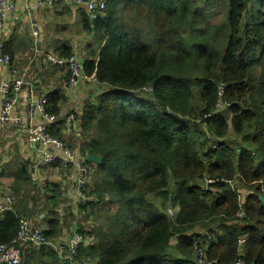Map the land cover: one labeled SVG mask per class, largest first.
Segmentation results:
<instances>
[{
  "label": "trees",
  "instance_id": "obj_1",
  "mask_svg": "<svg viewBox=\"0 0 264 264\" xmlns=\"http://www.w3.org/2000/svg\"><path fill=\"white\" fill-rule=\"evenodd\" d=\"M84 14L99 33L84 70L106 86L77 115L80 153L102 157L87 160L85 208L99 226L68 259L35 246L50 258L42 264H200V249L211 264H264V0H109L95 22ZM47 99L63 124L66 96ZM28 169L14 180L31 182ZM19 216L31 212L0 216V244ZM60 223L43 231L49 240Z\"/></svg>",
  "mask_w": 264,
  "mask_h": 264
},
{
  "label": "crops",
  "instance_id": "obj_2",
  "mask_svg": "<svg viewBox=\"0 0 264 264\" xmlns=\"http://www.w3.org/2000/svg\"><path fill=\"white\" fill-rule=\"evenodd\" d=\"M39 2L42 5H39ZM15 3L16 15L10 13L0 28V41L5 43L6 52L12 56L9 67L0 64V82L23 77V86L18 94L15 111L27 118L29 106L37 98L55 92L64 94L66 96V102L62 105L64 122L55 125L54 129L62 140L71 143V147L76 151L82 152L87 137L82 135L83 131H68L66 114L69 112L81 114L85 103L95 102L106 86L97 81L88 82L81 79L78 88L71 91L67 86L68 71L60 67L46 66L42 57L47 52L61 56L69 50L84 62L90 58V46L96 40V32L89 33L85 29L83 22L85 10L78 6L75 0H33L35 9L32 12L27 10L22 0ZM80 22L82 28L79 26ZM34 24H38L40 28L39 36L34 35L36 29ZM13 70L18 73L14 74ZM39 121L40 118L36 117L32 125L37 126ZM77 122L79 123L78 120ZM51 150L60 158L53 165H42L43 147L29 143L26 131L13 126L0 128V186L4 195L14 197L15 210L31 212L28 219L34 227L44 231L49 229V223L55 215L61 218L58 235L50 239V244L44 245L68 259L71 254V238L80 233L84 237V242L89 244L99 225L95 222L96 217L93 219V215L87 212L76 196L77 165L65 163L59 148L51 146L49 151ZM23 164H29L31 182L14 180V176L20 175ZM91 180L92 178L90 185ZM32 181L37 187L33 186ZM44 181L46 183L41 185ZM246 196L245 191L244 199ZM196 230L201 233L206 232L203 230L211 232L208 227L201 224ZM35 246L38 245L20 246L19 264H42L47 260L49 262L48 255H43L41 247ZM36 248L39 249L34 250ZM27 259L28 263L25 262Z\"/></svg>",
  "mask_w": 264,
  "mask_h": 264
},
{
  "label": "built area",
  "instance_id": "obj_3",
  "mask_svg": "<svg viewBox=\"0 0 264 264\" xmlns=\"http://www.w3.org/2000/svg\"><path fill=\"white\" fill-rule=\"evenodd\" d=\"M17 0H0V28L3 27L7 16L12 13L16 15ZM28 11L32 12L35 9L33 0H22ZM77 5L84 8L86 16L90 22H95L99 17L105 15L109 0H75ZM42 5V3H38ZM36 29L34 35L39 36L40 28L38 24H34ZM44 62L53 67L64 68L69 74V89L75 91L81 79L86 81H96V79H89L86 76L83 62L76 55L60 56L54 52H47L42 57ZM12 63V56L6 52L5 43L0 41V64L9 67ZM15 72V70H13ZM18 72H15L16 74ZM23 86V77H16L13 80H3L0 82V128L6 126H13L21 131H26L28 142L31 144H39L43 147L41 164H51L58 154L51 153L49 148L55 146L62 152L63 160L68 164H76V186L75 193L83 206L88 205L90 201V179L92 178L91 167L87 162V155L76 151L71 147V143L53 137L49 132V126L56 121V116L47 110L48 99L47 96H41L34 100L29 106V117H24L16 113L15 109L18 102V94ZM221 107V104H218ZM38 117L40 121L37 126H33L34 119ZM67 129L69 132L82 131L81 126L77 122V113L69 112L66 115ZM58 155V159H59ZM57 159V160H58ZM215 181L205 179L204 185L206 187ZM45 183L41 182V185ZM237 185V183H232ZM14 209V200L11 195H4L0 186V216L7 211ZM88 210V209H87ZM170 216L175 219L177 210L173 207H168ZM207 233V232H203ZM82 234H75L70 240V253L76 255L79 247L83 242ZM240 242H245L240 240ZM25 244L44 245L50 244V240L45 236L43 230L34 227L31 221L21 216L19 220V230L15 238L9 243L0 244V263L4 264H19L21 262L20 246ZM197 260L200 264H211L207 261V255L204 249H200L197 253ZM79 264V263H78ZM235 264H245L243 260H238Z\"/></svg>",
  "mask_w": 264,
  "mask_h": 264
},
{
  "label": "rangeland",
  "instance_id": "obj_4",
  "mask_svg": "<svg viewBox=\"0 0 264 264\" xmlns=\"http://www.w3.org/2000/svg\"><path fill=\"white\" fill-rule=\"evenodd\" d=\"M132 9L130 8L129 9V11H126L125 13H124V19L127 21V22H129V23H131V24H134V21H135V19L133 18V15H132ZM137 21H138V25H141V24H145V22H146V19H145V17L144 16H138V18H137ZM79 26L82 28V22H80L79 23ZM96 35H99V33H95ZM46 66H50V65H46ZM72 136V135H71ZM73 137V136H72ZM74 137H76V136H74ZM93 176V175H92ZM43 183H46V181H44ZM36 187H37V185H36ZM241 189H243L240 193H241V195H242V199L244 200V195H245V191L247 192V190L246 189H244V188H241ZM38 191L40 190V188H38L37 189ZM72 192H74V188L72 189ZM90 207V206H89ZM93 211H95V210H92V208L91 209H88L87 210V212L89 213V214H92L93 213ZM195 232H197L196 230H195Z\"/></svg>",
  "mask_w": 264,
  "mask_h": 264
},
{
  "label": "water",
  "instance_id": "obj_5",
  "mask_svg": "<svg viewBox=\"0 0 264 264\" xmlns=\"http://www.w3.org/2000/svg\"><path fill=\"white\" fill-rule=\"evenodd\" d=\"M50 152L54 153L52 150ZM87 159L94 163H100L102 161V157L100 155L87 154ZM85 264H89V263H85Z\"/></svg>",
  "mask_w": 264,
  "mask_h": 264
},
{
  "label": "bare ground",
  "instance_id": "obj_6",
  "mask_svg": "<svg viewBox=\"0 0 264 264\" xmlns=\"http://www.w3.org/2000/svg\"><path fill=\"white\" fill-rule=\"evenodd\" d=\"M67 86H68V88H69V79H68V81H67ZM47 110H48V105H47ZM52 126H55V125H50L49 126V129L50 128H52ZM50 132V131H49ZM51 134V133H50ZM52 135V134H51ZM53 137H55V138H58L57 136H54V135H52ZM59 139V138H58ZM57 159H58V155H57V157L55 158V160L51 163V164H49V165H53L56 161H57ZM13 200H14V205H15V199H14V197H13ZM12 212H15V208L13 209V210H11ZM19 218V220H20V216L18 217ZM9 243V242H8ZM0 264H4V263H0Z\"/></svg>",
  "mask_w": 264,
  "mask_h": 264
}]
</instances>
